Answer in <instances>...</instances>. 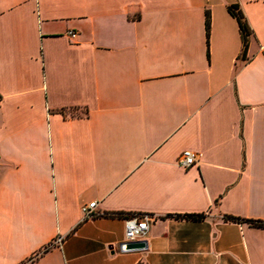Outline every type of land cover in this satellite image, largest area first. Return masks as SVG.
Returning a JSON list of instances; mask_svg holds the SVG:
<instances>
[{
    "label": "crops",
    "instance_id": "0c3cea01",
    "mask_svg": "<svg viewBox=\"0 0 264 264\" xmlns=\"http://www.w3.org/2000/svg\"><path fill=\"white\" fill-rule=\"evenodd\" d=\"M226 216L264 222V0H0V264H264Z\"/></svg>",
    "mask_w": 264,
    "mask_h": 264
},
{
    "label": "built area",
    "instance_id": "2783aa9c",
    "mask_svg": "<svg viewBox=\"0 0 264 264\" xmlns=\"http://www.w3.org/2000/svg\"><path fill=\"white\" fill-rule=\"evenodd\" d=\"M75 36V33H71ZM201 158V153L192 149L183 150L179 156V165L185 169L196 166ZM98 202L95 200L89 204L82 206V221L93 219L100 213L97 210ZM149 215L133 213L125 217V236L126 241H136L140 239L149 229ZM62 237L57 239V242H62Z\"/></svg>",
    "mask_w": 264,
    "mask_h": 264
},
{
    "label": "trees",
    "instance_id": "16d2710c",
    "mask_svg": "<svg viewBox=\"0 0 264 264\" xmlns=\"http://www.w3.org/2000/svg\"><path fill=\"white\" fill-rule=\"evenodd\" d=\"M230 12L231 14L237 19L240 27V31L242 34L243 38V55L246 54L248 45H249V38L252 33V30L248 24L247 19L245 18L244 14L238 9L237 6H231L230 7ZM206 30H207V35L209 36V31H210V13L207 12L206 15ZM186 217L193 218V219H202L205 217L204 213H198V214H186ZM230 220H235V221H245V222H251L253 224H264V222H259L255 220H245L243 218L235 217V216H226ZM48 247L44 249V251H47Z\"/></svg>",
    "mask_w": 264,
    "mask_h": 264
},
{
    "label": "water",
    "instance_id": "95a60500",
    "mask_svg": "<svg viewBox=\"0 0 264 264\" xmlns=\"http://www.w3.org/2000/svg\"><path fill=\"white\" fill-rule=\"evenodd\" d=\"M147 247V242L145 240H136L131 242H122L120 244V249L123 252L133 251V250H142Z\"/></svg>",
    "mask_w": 264,
    "mask_h": 264
}]
</instances>
